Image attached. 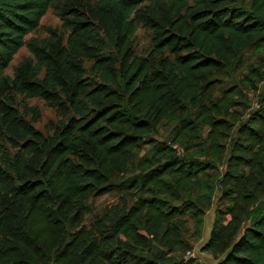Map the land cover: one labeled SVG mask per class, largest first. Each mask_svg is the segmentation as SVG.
<instances>
[{
	"label": "trees",
	"instance_id": "trees-1",
	"mask_svg": "<svg viewBox=\"0 0 264 264\" xmlns=\"http://www.w3.org/2000/svg\"><path fill=\"white\" fill-rule=\"evenodd\" d=\"M215 191L201 251L264 264V0H0V264H207L178 252Z\"/></svg>",
	"mask_w": 264,
	"mask_h": 264
},
{
	"label": "rangeland",
	"instance_id": "rangeland-1",
	"mask_svg": "<svg viewBox=\"0 0 264 264\" xmlns=\"http://www.w3.org/2000/svg\"><path fill=\"white\" fill-rule=\"evenodd\" d=\"M47 26L51 27H60V20L59 18L53 13L52 9H48L47 12L42 16L40 20V27L29 33L26 38H29L31 36L35 37H43L47 33L45 31V28ZM133 41L135 46V51L138 54H143L146 50H148L150 46V34L142 27L138 26L134 35H133ZM25 55H28V50L25 46H22L17 53L14 55L13 60L11 61L10 65L6 69V73L11 74L12 73V66L15 65L22 57ZM259 60V54L253 55L251 50H248L244 55V62L249 65H253L255 63H258ZM246 68V67H245ZM242 69V73L246 70ZM248 96L250 100L252 101L255 97L252 98V93L249 92ZM17 100L22 102H26L28 106H36V108L39 111V119L34 123V125L42 131H46L47 126L50 122H53L56 120V112L55 109L51 106H48L42 99L39 98H23L22 96H18ZM255 104V101L253 102ZM255 107V105H254ZM31 116L29 115L28 118ZM166 127L161 126L159 130V135L157 137L159 139H163L166 136ZM125 190H121V192H124ZM218 193L215 191L213 194V203L209 210L205 212L204 215V223L202 226V232L198 235L195 233L194 228V222L191 218H188V225L187 230L183 234V237L185 238V251L184 252H178L181 253L182 256H184L185 259L188 258H194L195 260L207 264H215L216 260L207 252H202L200 249V246L205 242L208 238V234L211 229V224L214 218V209L216 206L224 207L225 203L220 202L218 200ZM120 200V193H116L115 191L108 192L106 194L92 197L89 202L92 207L93 213L87 214L85 216V220L83 224L86 226L88 230H92V224L94 221V214L101 213L103 209L107 206H110L112 204L117 203ZM131 198L128 196L126 198V203H130ZM187 251L191 252V255L187 254Z\"/></svg>",
	"mask_w": 264,
	"mask_h": 264
},
{
	"label": "built area",
	"instance_id": "built-area-1",
	"mask_svg": "<svg viewBox=\"0 0 264 264\" xmlns=\"http://www.w3.org/2000/svg\"><path fill=\"white\" fill-rule=\"evenodd\" d=\"M187 254H188V255H191V252H190V251H187Z\"/></svg>",
	"mask_w": 264,
	"mask_h": 264
}]
</instances>
